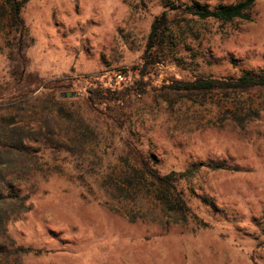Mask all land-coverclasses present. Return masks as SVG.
Listing matches in <instances>:
<instances>
[{
  "label": "rangeland",
  "instance_id": "374dc122",
  "mask_svg": "<svg viewBox=\"0 0 264 264\" xmlns=\"http://www.w3.org/2000/svg\"><path fill=\"white\" fill-rule=\"evenodd\" d=\"M196 1L240 0H30L21 30L7 26L0 0V119L55 129L52 141L30 142L37 163L16 184L31 210L0 237V264H264V89L171 88L263 74L264 0L252 20L230 23L166 7ZM163 13L160 44L147 51ZM101 88L109 92L90 104ZM52 96L92 132L84 151L69 123L46 118ZM138 154L161 174L205 164L179 185L196 220L176 223L146 200L113 198L125 160Z\"/></svg>",
  "mask_w": 264,
  "mask_h": 264
},
{
  "label": "trees",
  "instance_id": "16d2710c",
  "mask_svg": "<svg viewBox=\"0 0 264 264\" xmlns=\"http://www.w3.org/2000/svg\"><path fill=\"white\" fill-rule=\"evenodd\" d=\"M3 1L9 12L7 26L21 30L23 28L21 11L30 0ZM257 1L240 0L235 3L216 6L196 1L181 6L169 3L166 7H170L172 10L181 9L183 14L200 20L214 19L230 23L236 19L252 20ZM167 24L168 16L166 13L156 17L152 24L147 51L159 46L160 33L163 32ZM26 64L25 56H20L18 67L21 68ZM171 88L185 94H208L215 91L247 92L254 89H264V73L248 72L238 78L226 80L198 77L193 81H177ZM108 92L109 89L103 88L91 92L89 103L102 99L104 94ZM45 109L47 110L46 118L50 114H55L56 117L59 116L63 121L69 123L71 139H79L81 142L77 151H84L85 139L89 138L92 132L80 120H77L73 113L67 111L62 102L56 101L53 96L49 99ZM54 132L55 129L51 127H48L46 133L41 131L30 132L24 126L19 125L16 118L3 117L0 119V237L6 238L7 225L10 221L31 210L30 195L24 193L22 186L16 184L19 173H26L21 172V169H27L30 172L37 163L36 156L31 152L35 148L30 145V142L39 143L43 139L52 141L48 133L54 134ZM37 150L39 151L38 148L35 151ZM135 161L132 164L131 161L125 160L124 167L118 175V183L111 191L114 199L123 201L126 206H129L130 202L146 200L155 205L156 208H160L162 213L174 217L176 223L186 224L190 220H196L187 196L179 185L182 181L188 182L195 178L199 173V167L205 164L193 165L184 172L172 171L161 174L143 155H136ZM208 167L213 170L225 169L223 165H209ZM203 202L208 203L207 200H203ZM126 211L128 212L127 209Z\"/></svg>",
  "mask_w": 264,
  "mask_h": 264
},
{
  "label": "water",
  "instance_id": "95a60500",
  "mask_svg": "<svg viewBox=\"0 0 264 264\" xmlns=\"http://www.w3.org/2000/svg\"><path fill=\"white\" fill-rule=\"evenodd\" d=\"M76 96V93H62L61 94V97L62 98H71V97H75Z\"/></svg>",
  "mask_w": 264,
  "mask_h": 264
},
{
  "label": "built area",
  "instance_id": "2783aa9c",
  "mask_svg": "<svg viewBox=\"0 0 264 264\" xmlns=\"http://www.w3.org/2000/svg\"><path fill=\"white\" fill-rule=\"evenodd\" d=\"M118 78H119L120 80H122V79H123L121 75H120V76H118Z\"/></svg>",
  "mask_w": 264,
  "mask_h": 264
}]
</instances>
